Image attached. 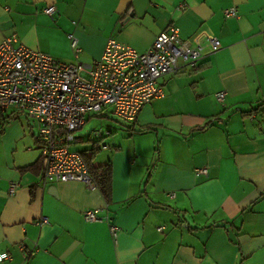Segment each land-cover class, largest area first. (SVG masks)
I'll return each instance as SVG.
<instances>
[{
  "label": "crops",
  "instance_id": "crops-1",
  "mask_svg": "<svg viewBox=\"0 0 264 264\" xmlns=\"http://www.w3.org/2000/svg\"><path fill=\"white\" fill-rule=\"evenodd\" d=\"M169 25L201 47L197 63L161 77L164 97L133 122L107 107L76 132L75 150L112 165L109 203L97 186L43 182L35 122L0 112V264H264V0H0V43L63 63L76 61L69 35L91 63L109 38L144 52Z\"/></svg>",
  "mask_w": 264,
  "mask_h": 264
},
{
  "label": "built area",
  "instance_id": "built-area-1",
  "mask_svg": "<svg viewBox=\"0 0 264 264\" xmlns=\"http://www.w3.org/2000/svg\"><path fill=\"white\" fill-rule=\"evenodd\" d=\"M54 11V5L43 9L46 14ZM224 13L227 17L237 16L234 7ZM69 38L74 63H63L50 54L30 49L15 36L1 41L0 112L16 107L35 122L44 162L43 182L78 181L94 188L96 184L84 155L73 148L78 142L76 132L84 125L86 115L110 107L118 119L133 122L143 105L164 97L160 78L178 73L180 60L196 64L201 47L182 40L178 27L169 25L144 52L109 38L100 58L85 63L78 60L81 49L77 39L72 35ZM208 43L213 48L219 45L215 37H209ZM215 96L221 101L225 92ZM249 118H254V114L250 113ZM108 133L94 132L98 138ZM196 173L206 174V169ZM15 187V183L10 184V194ZM98 212L85 209L83 220L109 222L108 216H99ZM47 222L45 216L37 220L38 225ZM109 229L115 236L118 227L110 224ZM4 259H10L9 254L0 252V261Z\"/></svg>",
  "mask_w": 264,
  "mask_h": 264
},
{
  "label": "trees",
  "instance_id": "trees-1",
  "mask_svg": "<svg viewBox=\"0 0 264 264\" xmlns=\"http://www.w3.org/2000/svg\"><path fill=\"white\" fill-rule=\"evenodd\" d=\"M96 150L97 149L93 147L91 155L89 157H84L92 179L94 180L96 186L102 193L104 199L109 203L112 198V165L109 161L94 164L93 156L95 155ZM34 166L31 165L29 167L24 168V170L33 169Z\"/></svg>",
  "mask_w": 264,
  "mask_h": 264
},
{
  "label": "rangeland",
  "instance_id": "rangeland-1",
  "mask_svg": "<svg viewBox=\"0 0 264 264\" xmlns=\"http://www.w3.org/2000/svg\"><path fill=\"white\" fill-rule=\"evenodd\" d=\"M114 120H116V119H118V118H113ZM114 123H116L117 124V122L115 121ZM94 127H100L99 129H102L101 127H103L102 125H100V123H98V126H94ZM102 131H104L105 133H106V128L105 127H103V130ZM106 135V134H105Z\"/></svg>",
  "mask_w": 264,
  "mask_h": 264
},
{
  "label": "water",
  "instance_id": "water-1",
  "mask_svg": "<svg viewBox=\"0 0 264 264\" xmlns=\"http://www.w3.org/2000/svg\"><path fill=\"white\" fill-rule=\"evenodd\" d=\"M51 192H53V194H54V187H51Z\"/></svg>",
  "mask_w": 264,
  "mask_h": 264
}]
</instances>
